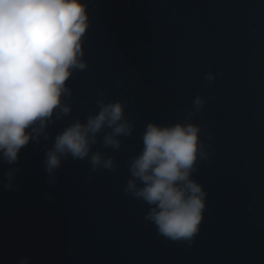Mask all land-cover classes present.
Masks as SVG:
<instances>
[{
    "label": "water",
    "instance_id": "water-1",
    "mask_svg": "<svg viewBox=\"0 0 264 264\" xmlns=\"http://www.w3.org/2000/svg\"><path fill=\"white\" fill-rule=\"evenodd\" d=\"M197 96L188 122L211 148L192 177L207 196L187 247L123 188L146 124L185 122ZM116 101L134 129L105 149L116 168L101 170L84 264H264V0H143Z\"/></svg>",
    "mask_w": 264,
    "mask_h": 264
},
{
    "label": "clouds",
    "instance_id": "clouds-1",
    "mask_svg": "<svg viewBox=\"0 0 264 264\" xmlns=\"http://www.w3.org/2000/svg\"><path fill=\"white\" fill-rule=\"evenodd\" d=\"M86 5L81 0H0V161L12 165L30 141L49 135L45 129L53 117L71 115L72 96L66 81L87 68L83 38L89 27ZM210 83L215 76L209 72ZM97 111L85 122L76 118L58 134L45 153L48 183L56 182V170L71 156L86 161L91 172L113 171L114 158L100 150L117 151L120 137H131L134 124L125 117L127 105L106 102L96 90ZM204 99L192 102L185 122L162 126L149 122L141 134L142 148L128 163L125 195L144 202V220L157 233L187 247L195 242L206 208L207 193L192 177L197 164L209 158L201 127L188 122L203 109ZM210 139V137H209ZM14 169L5 172L11 191ZM51 199V197H49ZM252 209L250 208L249 211ZM20 264H28L22 259Z\"/></svg>",
    "mask_w": 264,
    "mask_h": 264
}]
</instances>
